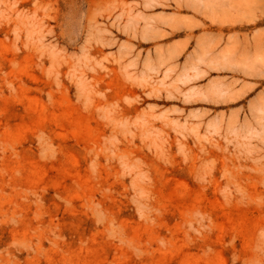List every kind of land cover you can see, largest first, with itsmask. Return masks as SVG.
I'll return each mask as SVG.
<instances>
[{
    "label": "rangeland",
    "instance_id": "374dc122",
    "mask_svg": "<svg viewBox=\"0 0 264 264\" xmlns=\"http://www.w3.org/2000/svg\"><path fill=\"white\" fill-rule=\"evenodd\" d=\"M0 264H264V0H0Z\"/></svg>",
    "mask_w": 264,
    "mask_h": 264
}]
</instances>
